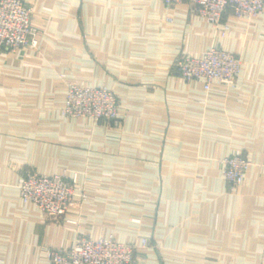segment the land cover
Here are the masks:
<instances>
[{
  "label": "crops",
  "instance_id": "1",
  "mask_svg": "<svg viewBox=\"0 0 264 264\" xmlns=\"http://www.w3.org/2000/svg\"><path fill=\"white\" fill-rule=\"evenodd\" d=\"M36 2L44 33L0 53V264H48L79 233L146 238L137 264H264V14L228 11L221 35L186 2ZM212 45L242 61L227 91L204 92L173 68ZM67 82L112 90L120 123L64 118ZM235 154L251 166L231 190L220 160ZM28 170L76 176L86 199L65 218L78 227L21 204Z\"/></svg>",
  "mask_w": 264,
  "mask_h": 264
},
{
  "label": "built area",
  "instance_id": "2",
  "mask_svg": "<svg viewBox=\"0 0 264 264\" xmlns=\"http://www.w3.org/2000/svg\"><path fill=\"white\" fill-rule=\"evenodd\" d=\"M161 1L170 8L188 3L196 16L221 35L230 30L229 24L222 23L228 11L234 18L245 21L264 14V0ZM32 14L25 0H0V53L17 51L34 43L39 32ZM167 21L172 22L170 18ZM173 68L181 80L198 82L204 92H210L215 85L227 91L235 85L242 71V61L230 51L212 45L201 54L180 56ZM61 113L67 119L84 118L94 123L118 125L121 121L119 100L112 90L73 82L66 83ZM220 162L228 188L235 190L243 183L250 160L235 154L223 157ZM18 193L21 204H32L45 220L75 226L78 222L66 219L65 215L74 200L86 199L83 188L77 186L76 176L69 178L65 173L50 175L28 170L18 185ZM148 245L146 238L138 244L120 242L113 236L91 238L79 233L72 247L48 250L46 258L48 264H137V248Z\"/></svg>",
  "mask_w": 264,
  "mask_h": 264
},
{
  "label": "rangeland",
  "instance_id": "3",
  "mask_svg": "<svg viewBox=\"0 0 264 264\" xmlns=\"http://www.w3.org/2000/svg\"><path fill=\"white\" fill-rule=\"evenodd\" d=\"M26 1V0H25ZM42 0H40V2H41ZM36 3V5H37V2H36V0H28V1H26V3L27 4H29V6H31V8H32V10H35V3ZM46 2H48V1H46ZM44 3V2H43ZM49 5H51V4H49ZM44 6H47V5H45V3H44ZM37 8V7H36ZM43 20V19H42ZM44 22L46 21V20H43ZM66 22H67V18L65 19V24H66ZM45 24H46V26H47V29L49 30V31H51L52 29H54L53 28V26L55 25L54 24V22H53V20H48V21H46L45 22ZM37 26V25H36ZM42 27H43V25H41L40 26V28L37 26V28H38V32H39V35L43 32L44 33V30L42 29ZM39 35L37 36V37H39ZM36 37V38H37ZM65 173V172H64ZM66 174V173H65ZM77 227H78V225H77Z\"/></svg>",
  "mask_w": 264,
  "mask_h": 264
}]
</instances>
